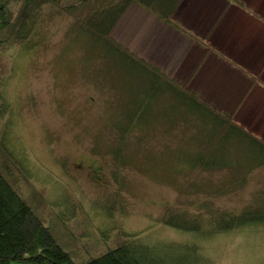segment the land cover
I'll list each match as a JSON object with an SVG mask.
<instances>
[{
	"label": "rangeland",
	"instance_id": "obj_1",
	"mask_svg": "<svg viewBox=\"0 0 264 264\" xmlns=\"http://www.w3.org/2000/svg\"><path fill=\"white\" fill-rule=\"evenodd\" d=\"M8 1L15 27L28 15L25 0ZM233 2L256 12L242 17L226 0H185L166 23L134 4L113 39L264 142V0ZM65 3L44 4L29 20L27 41L9 34L0 47V137L23 157L22 173L14 170L18 189L47 225L65 233L76 261L102 255L131 234L196 242L164 225L169 212L199 216L208 202L213 210L240 213L263 203L264 167L242 176L178 173L184 168L174 153L188 146L192 132L181 122L151 125L159 116L167 121L164 99L137 109L152 80L85 62L87 45ZM132 117L151 126L128 135L120 163L113 118L115 126H127ZM198 243L210 264H264V227L212 232ZM174 253L176 246L166 252Z\"/></svg>",
	"mask_w": 264,
	"mask_h": 264
},
{
	"label": "trees",
	"instance_id": "obj_2",
	"mask_svg": "<svg viewBox=\"0 0 264 264\" xmlns=\"http://www.w3.org/2000/svg\"><path fill=\"white\" fill-rule=\"evenodd\" d=\"M63 1H66L63 10L75 18V33L87 45L85 62L100 60L105 69L109 68L113 73L129 70V74L143 81L152 80L137 109L143 111L150 103L155 105L159 99H164L169 109L167 121L159 116L151 125L165 123L174 127L181 122L186 131L192 132L188 146L174 153L182 158L184 169L178 173L231 170L242 176L264 167L262 140L175 80L154 70L113 39L114 29L130 6L139 5L168 23L183 0H72L71 3L68 0H25L23 12L28 15L15 27L9 1L0 0V47L8 40L9 34L15 40L27 41L31 30L29 20L33 14L44 4L55 6ZM84 9L89 12L83 14ZM123 96L126 103L129 98L125 93ZM157 109L160 112L159 106ZM138 120L132 117L126 122L127 126H115L114 118L113 126L111 122L114 131L120 134L119 146L113 151L120 163L124 160L122 151L128 135L136 129L151 126L146 121L144 127L140 126ZM16 154L0 137V264H210L199 239H207L212 232L264 227V202L257 207L248 206L240 213L213 210L210 203L204 202L200 205L205 210L202 215L188 217L184 213L169 212L163 219L164 225L194 236L196 242L156 243L131 234L114 249L77 262L72 245L64 238L65 233L60 232L54 223L47 225L18 189L14 170L19 168L22 173L20 163L24 160L21 156L19 160ZM174 246L178 247L179 254L167 255L166 252Z\"/></svg>",
	"mask_w": 264,
	"mask_h": 264
},
{
	"label": "crops",
	"instance_id": "obj_3",
	"mask_svg": "<svg viewBox=\"0 0 264 264\" xmlns=\"http://www.w3.org/2000/svg\"><path fill=\"white\" fill-rule=\"evenodd\" d=\"M185 0H183V2H184ZM230 2V5H231V8H233V10H236V11H238L239 13H237V14H239L240 16H242V17H244V16H246V17H252L254 14H255V10L252 8V10H250V9H245L247 6L246 5H242V6H240V7H242V8H244V10L242 11V10H238L237 8V6L236 7H233V6H235V4H234V2L233 1H237V0H226V2L227 3H229ZM249 4H251L250 3V1H249ZM224 6H225V2H224V4H223ZM181 6V5H180ZM180 6H179V8H180ZM228 7V6H227ZM178 8V9H179ZM183 8V7H182ZM229 8V7H228ZM231 10V9H230ZM259 12V10H257V13ZM250 14V16H248ZM257 15V14H256ZM255 15V16H256ZM245 17V18H246ZM263 24L262 26L264 27V21L263 22H260V24Z\"/></svg>",
	"mask_w": 264,
	"mask_h": 264
},
{
	"label": "flooded vegetation",
	"instance_id": "obj_4",
	"mask_svg": "<svg viewBox=\"0 0 264 264\" xmlns=\"http://www.w3.org/2000/svg\"><path fill=\"white\" fill-rule=\"evenodd\" d=\"M94 172H97V170L93 169Z\"/></svg>",
	"mask_w": 264,
	"mask_h": 264
}]
</instances>
